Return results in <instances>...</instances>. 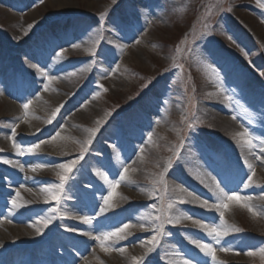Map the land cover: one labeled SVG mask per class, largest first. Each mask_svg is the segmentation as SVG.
Returning a JSON list of instances; mask_svg holds the SVG:
<instances>
[{
    "label": "rangeland",
    "instance_id": "374dc122",
    "mask_svg": "<svg viewBox=\"0 0 264 264\" xmlns=\"http://www.w3.org/2000/svg\"><path fill=\"white\" fill-rule=\"evenodd\" d=\"M2 62L0 229L40 239L23 264H264V0H0Z\"/></svg>",
    "mask_w": 264,
    "mask_h": 264
},
{
    "label": "bare ground",
    "instance_id": "6f19581e",
    "mask_svg": "<svg viewBox=\"0 0 264 264\" xmlns=\"http://www.w3.org/2000/svg\"><path fill=\"white\" fill-rule=\"evenodd\" d=\"M31 39L32 37L29 36L28 34L26 35H23L20 39H19V48L14 50V51H7V57L9 59H13V60H16L18 59V55H22V54H25V55H29V52H28V43L31 42ZM30 56V55H29ZM34 57V56H33ZM20 59V58H19ZM0 68H6V65L5 63H0ZM7 80L4 79L3 81V85L4 86H7ZM6 87H3L2 90H5ZM217 118H218V121L222 124H226V123H229L230 122V119L227 118L226 116H223V115H220V114H217ZM4 147V146H3ZM208 174H209V171H208ZM185 189V188H184ZM183 192V195L189 199V201H192L193 202V206L191 207H187V209H192L195 210V209H198V204H201V200L199 197H197L196 195L192 194L191 192H189L187 189L185 190H182ZM69 205V204H68ZM70 206V205H69ZM186 208V207H185ZM63 211H65V214L67 216H70L71 215V209L70 208H63ZM64 214L63 212H60L59 215L61 218H58L59 220V226H60V222H63V215ZM185 221L187 223H192V220L191 219H185ZM60 229L62 228L61 226L59 227ZM12 235H8L9 237L6 238L5 234L2 232V229H0V236L2 238H4V245H6V247L8 249H10L9 251V254H8V261L10 264H23V256L22 254L25 253V246L30 243H36L38 242L40 239L38 238V235L33 232V230H31L30 228L27 229V227H15ZM81 235L82 236H85V237H90L89 233L87 232H81ZM17 240H19V242H17ZM169 242V241H167ZM189 247L191 246L192 247V244L190 243H186L185 241H181L179 242V246L181 245V247L183 246H187L188 245ZM2 244L0 245V249L1 248ZM3 247V246H2ZM5 248V247H4ZM171 251H175V250H171ZM18 254V255H17ZM242 262V261H241ZM43 264H46V259L44 260Z\"/></svg>",
    "mask_w": 264,
    "mask_h": 264
},
{
    "label": "snow or ice",
    "instance_id": "6c2138e0",
    "mask_svg": "<svg viewBox=\"0 0 264 264\" xmlns=\"http://www.w3.org/2000/svg\"><path fill=\"white\" fill-rule=\"evenodd\" d=\"M230 10V9H229ZM30 103V102H29ZM23 107L25 108V109H27V107H28V105L27 104H25V105H23ZM57 111H58V109H57ZM55 116V112L53 113V117ZM49 122H51V121H49ZM12 131H13V133H15V128H13L12 129ZM91 131H95V129H92ZM57 135H59V134H57ZM237 135H242V134H240V133H238ZM53 139H55V137H53ZM88 142H90V141H86V143H88ZM246 143L248 144V146H249V148H252L254 145L251 143V141L249 140V141H246ZM262 143H264V141H262ZM38 147V146H37ZM29 151H32L31 149H29ZM261 151H264V148H262L261 149ZM75 161H73L71 164H61V165H59V167L60 168H62V169H64L66 172H70L71 170H72V167L75 165ZM37 167H41L40 165H38ZM248 167H249V169L251 170L252 169V165H248ZM128 171V169H125L124 170V172H122L121 174H120V177H121V180H125V179H127V177L125 176V173ZM60 180H61V185L63 184V181L65 180V177L63 176V175H61L60 176ZM248 180L249 181H251L252 180V176H249L248 177ZM117 183H119V181H117ZM247 186V185H246ZM113 187H115V185H113ZM42 191H49L48 189H42ZM227 197V200H229V201H236V202H240L241 201V197L240 196H238V195H236L235 193H233V194H226L225 192H223L222 190L219 192V200L222 202L223 201V199H224V197ZM52 198L53 199H57V197L55 196V195H53L52 196ZM14 203V206L15 207H19V205H16L15 204V202H13ZM245 206H248V205H245ZM169 207H171V205H169ZM216 207L217 208H219V207H227V205L226 204H222V203H218L217 205H216ZM248 208H249V211H252V208H251V206H248ZM101 211H104V209H101ZM221 217H223V213H221ZM84 219V223H91V221L87 218V217H84L83 218ZM178 222V221H177ZM47 223H48V221L47 220H45L44 221V224H45V226H47ZM128 227V225H125L124 226V228H127ZM161 227H162V224H161ZM124 229H120V231L122 232ZM209 234L211 235V234H215V235H217V236H219V232H218V230L217 229H215V228H213V229H211L210 230V232H209ZM118 235V233H110V234H106L105 235V237H104V239L105 240H107L108 238H109V236H117ZM121 238H123V237H121ZM156 241V237L155 236H153L152 237V240L151 241H149V243H154ZM198 247H200V249H201V251H203V252H205L206 254H212L213 255V259H215V255H214V249L212 248V246L211 245H206V244H198L197 245ZM105 250H107V249H105ZM151 250V249H150ZM122 251V250H121ZM221 251H228V249H221ZM262 251H264V250H262ZM249 255H252V253H249ZM137 258H133V260L135 261ZM185 264H187V262H185Z\"/></svg>",
    "mask_w": 264,
    "mask_h": 264
}]
</instances>
